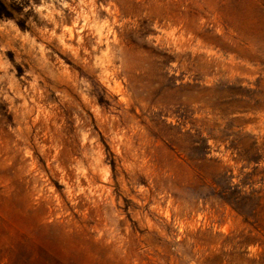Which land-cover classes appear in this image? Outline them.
Listing matches in <instances>:
<instances>
[{
	"label": "rangeland",
	"instance_id": "374dc122",
	"mask_svg": "<svg viewBox=\"0 0 264 264\" xmlns=\"http://www.w3.org/2000/svg\"><path fill=\"white\" fill-rule=\"evenodd\" d=\"M0 264H264V0H0Z\"/></svg>",
	"mask_w": 264,
	"mask_h": 264
}]
</instances>
